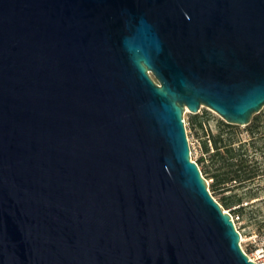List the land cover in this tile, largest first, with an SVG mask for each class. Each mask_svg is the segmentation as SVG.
<instances>
[{
	"label": "water",
	"instance_id": "1",
	"mask_svg": "<svg viewBox=\"0 0 264 264\" xmlns=\"http://www.w3.org/2000/svg\"><path fill=\"white\" fill-rule=\"evenodd\" d=\"M264 106V0H0V264H256L183 112Z\"/></svg>",
	"mask_w": 264,
	"mask_h": 264
},
{
	"label": "trees",
	"instance_id": "2",
	"mask_svg": "<svg viewBox=\"0 0 264 264\" xmlns=\"http://www.w3.org/2000/svg\"><path fill=\"white\" fill-rule=\"evenodd\" d=\"M262 117L254 115L245 130L247 139H241L237 125L218 120L215 132L204 127L205 120L192 115L190 125L201 130V156L196 160L201 175L210 179L209 193L219 194L218 203L222 209H230L238 219H243L246 208L259 199L249 188L254 181L264 176V164L256 157L258 145L264 148V133L257 135ZM264 155V153H263ZM212 194H211V192ZM227 211V210H225ZM230 214V215H231Z\"/></svg>",
	"mask_w": 264,
	"mask_h": 264
},
{
	"label": "rangeland",
	"instance_id": "3",
	"mask_svg": "<svg viewBox=\"0 0 264 264\" xmlns=\"http://www.w3.org/2000/svg\"><path fill=\"white\" fill-rule=\"evenodd\" d=\"M257 114L262 117L257 133V135L259 136L260 134L264 133V106ZM192 115H198L201 120H205L204 127L206 129H210L212 132H215L217 121L222 119L213 110L203 105H201L200 110L197 114H193L185 107V110L183 112V120L185 123L191 158L196 162V160L201 156L202 153L201 141L203 139V133L201 130H194L191 127L190 119ZM237 126V130L239 131V136L241 137V139H247L248 133L245 130L246 126ZM258 149L259 150L255 152L256 157L264 164V148L261 144H259ZM205 180L207 187L209 188L211 180L206 178ZM249 188L252 192L257 191V195L259 196V198H256L251 202L259 199H264V176L254 181L251 185H249ZM213 197L218 201L220 196L219 194L215 193ZM224 210H227V212L230 213V209ZM231 216L235 223L236 229L240 233V245L247 254L252 253L257 248L264 247V200L254 202V204L249 205L246 208V213L243 219H238L234 214H231ZM252 258L254 259V257Z\"/></svg>",
	"mask_w": 264,
	"mask_h": 264
},
{
	"label": "built area",
	"instance_id": "4",
	"mask_svg": "<svg viewBox=\"0 0 264 264\" xmlns=\"http://www.w3.org/2000/svg\"><path fill=\"white\" fill-rule=\"evenodd\" d=\"M194 161V160H193ZM233 219V218H232ZM242 248V247H241ZM243 249V248H242ZM244 251V250H243ZM245 252V251H244ZM245 254L249 257L250 260L255 262L256 264H264V247L255 249L252 253ZM254 257V259L252 258Z\"/></svg>",
	"mask_w": 264,
	"mask_h": 264
}]
</instances>
